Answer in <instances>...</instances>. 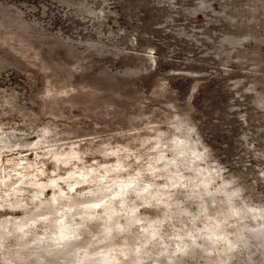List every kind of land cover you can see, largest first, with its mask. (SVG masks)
<instances>
[{"label": "clouds", "instance_id": "9594fccd", "mask_svg": "<svg viewBox=\"0 0 264 264\" xmlns=\"http://www.w3.org/2000/svg\"><path fill=\"white\" fill-rule=\"evenodd\" d=\"M243 2L255 22L264 0ZM147 103L127 129L74 138L0 99V264H264V201L190 114Z\"/></svg>", "mask_w": 264, "mask_h": 264}, {"label": "rangeland", "instance_id": "374dc122", "mask_svg": "<svg viewBox=\"0 0 264 264\" xmlns=\"http://www.w3.org/2000/svg\"><path fill=\"white\" fill-rule=\"evenodd\" d=\"M9 97L74 138L127 129L139 104L171 103L264 201V12L253 22L243 0H0Z\"/></svg>", "mask_w": 264, "mask_h": 264}]
</instances>
